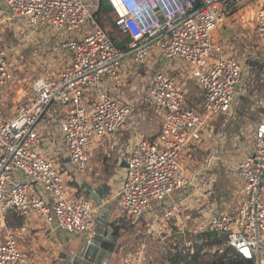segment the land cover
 I'll list each match as a JSON object with an SVG mask.
<instances>
[{
	"label": "built area",
	"instance_id": "built-area-1",
	"mask_svg": "<svg viewBox=\"0 0 264 264\" xmlns=\"http://www.w3.org/2000/svg\"><path fill=\"white\" fill-rule=\"evenodd\" d=\"M3 1L4 22L26 32L49 29L59 34L69 60L38 77L13 115L5 116L0 109V217L11 211L25 218L37 214L70 236H95L94 205L87 198H74L66 175L69 168L86 173L94 144L104 139L116 142L127 130L133 108L108 89L122 84L123 62L131 58L149 74L144 90L162 127L155 140L136 138L125 154L120 206L132 225L145 219L155 232L159 224L179 223L195 177L187 174L184 156L211 137L212 121L234 115L235 96L243 85L241 62L225 55L223 44L212 34L234 6L257 3L256 37L264 50V0H108L116 26L131 39L126 51L117 48L98 21L101 0ZM155 46L163 58L190 68L189 77L203 92L201 113L186 107L175 76L156 70ZM12 67L0 30V89L13 81ZM53 106L63 109L58 124L64 160L36 151L50 144L44 120ZM253 137L252 152L233 163L244 183L239 205L212 211L205 231L222 239L235 258L264 264V120L255 126ZM37 187L48 196H41ZM26 233V226L8 229L3 218L0 264H26L20 242ZM143 246L129 264H145L148 245ZM186 247L193 251L192 243Z\"/></svg>",
	"mask_w": 264,
	"mask_h": 264
},
{
	"label": "rangeland",
	"instance_id": "rangeland-1",
	"mask_svg": "<svg viewBox=\"0 0 264 264\" xmlns=\"http://www.w3.org/2000/svg\"><path fill=\"white\" fill-rule=\"evenodd\" d=\"M110 16L112 21L115 22L116 14L113 12ZM256 19L257 12L254 9L240 15L231 13L212 34L216 42L223 44L225 55L235 56L243 66V85L238 88L235 96V116L232 117V115L226 114L218 117L219 124L221 122L224 124L222 128L226 124L224 133H226V138L227 135L229 138L228 140L224 139V134H222L221 140L225 147L221 149V155L212 154L210 150L212 146H208L205 141L185 154L183 161L187 174L195 177L193 185L188 190V195H186V211L179 223L172 221L164 223L163 226L159 224V226H156L155 232L152 229L153 223H148L144 219L127 239L126 244L130 246L132 252H135L138 245L141 246L139 247L141 249L144 248V243L148 245L146 252L149 253V256L146 258L145 264H174L171 261L173 259L170 260V258H174L178 252H182L183 255L189 254L190 251L187 249L186 244L192 243L194 246L197 243L196 241H201V239L197 240V236L205 232V224L209 214L214 210L227 211L226 208L234 209L242 199L241 191L244 187L241 181H237L233 175L234 173L239 180L236 166L233 163L242 157L243 151H245L244 148L252 149L255 126L264 118V59L260 57L256 60L254 58L249 59L246 57L247 50H243V46L249 42L244 37V33L247 32L246 30L250 26H256ZM7 23L9 22L3 20L2 24ZM112 24L105 17L103 27L110 34L114 31ZM16 30L21 33L20 39L14 31H10L8 28L4 29V32L1 30L8 47L14 72L13 81L4 88L3 93L6 98L2 102L0 101V109L5 111L6 115H10L18 103L28 98L31 85L38 77L54 68L56 70L60 69L69 60V52L62 44V37L52 30L46 29L38 32L31 30L26 32L22 28ZM114 34L118 35L115 32ZM154 48L152 59L157 67L170 64L171 60L161 56L159 47L155 46ZM259 52L264 56L262 50H259ZM129 59L131 58L124 60L123 67ZM139 70L144 72L143 67H139ZM144 77L141 78L140 82L143 81ZM123 82L122 79V84ZM145 83L142 84L141 92L144 90ZM102 89H105V87L103 86ZM112 89L111 91H114ZM132 108L133 114L129 124L134 122V126L139 129V133L149 136L151 133L159 131L161 117L153 112L151 105L143 107L138 103ZM197 112L201 113V110H197ZM36 151L53 159L58 157V153L52 152V148H47L46 145L37 148ZM211 155L217 156V159L213 158L211 160ZM220 156H222V159H219ZM225 161H229V165L226 164V167H223L221 164H225L223 163ZM61 169L64 171L63 168ZM37 188L39 189V187ZM39 193L41 196H48L40 189ZM17 216L18 214L12 212L3 217L8 229L19 227L21 219ZM3 218L0 217V223ZM162 248L166 250L162 251ZM225 248V245L212 248L205 247L203 254L208 256L222 253ZM127 260L129 259L127 258Z\"/></svg>",
	"mask_w": 264,
	"mask_h": 264
},
{
	"label": "crops",
	"instance_id": "crops-1",
	"mask_svg": "<svg viewBox=\"0 0 264 264\" xmlns=\"http://www.w3.org/2000/svg\"><path fill=\"white\" fill-rule=\"evenodd\" d=\"M6 7L5 2L0 0V30L3 31L8 28L10 31H14L16 36H19L18 38L20 39L21 33L16 30L19 26H14L10 22L7 23L8 25L2 24L7 13ZM257 8V3L243 2L234 6L227 16L231 13L240 15L250 9H254L255 12H257ZM255 23V27L250 26L247 28V32L244 33V37L247 38L249 42L243 46V50H247L248 53L246 57L249 59L254 58V60H256L259 57L264 59V56L259 52V50H262L264 53V50L259 47L256 37L257 19ZM257 45L258 47H256ZM127 62L128 63H126L125 67L122 69L123 84L117 89H112L114 91L108 89V92L110 91L109 94L118 98L120 102L129 104L131 107L138 105V103L143 105V107L150 105L153 107L148 99L147 92H145V90H143V92L140 91L142 84L149 80V74L144 68V72H141L139 66L136 65L132 59H129ZM156 70H163L175 76L184 90L186 107L196 112L197 110H201L200 104L203 97L202 89L197 85L194 78L189 77L191 70L185 63L171 61L170 64L165 66L162 65L157 67L156 65ZM143 76H145V79L143 78V81L140 82ZM125 81L127 82L126 84ZM146 85L147 82L145 83V86ZM145 86L143 89H145ZM3 92L4 89H0L1 102L6 98ZM30 93L31 88L29 96ZM1 111L5 116H10L14 113L13 111L10 115H6L4 113L5 111L2 109ZM62 111L63 109L60 107H52L44 120V132L46 135L50 136V144L47 148H52V152L58 153V157L64 160L67 155L65 149L63 150L62 148V133L58 124ZM263 120L264 118L260 122ZM223 125V122L219 124L218 118L212 121L210 129L211 138H207L205 141V143H208V146H212L210 148L212 154L217 153V156L222 154L221 149L225 147L221 140L222 134H226L224 133L226 124L224 128H222ZM128 127L127 130L118 136L116 142L104 139L94 144L86 173H79L74 168H69L68 174L66 175L70 192L74 198H87L91 200L94 205L97 217L94 228L96 234L94 237H89L88 235L70 236L64 231L53 229L48 226L45 220L37 214L25 218L16 211L9 212L18 214L17 217L21 219L19 227H27V233L22 235L20 241L22 242L21 247L26 257V264H128V261L132 260V256L139 252L141 249L139 247L141 246L138 245L135 252H132L130 246L126 244L127 239L133 234L134 230L139 227V224L143 220L132 225L131 219L122 212L120 206L122 200L121 189L125 171L124 157L136 138L146 137L148 139H156L162 126H160L159 131L156 133L153 132L149 136L139 133V129L134 126V122L129 124ZM224 135L223 138L228 140V135L227 138L226 135ZM112 144H115V149L110 151L109 148ZM244 149V154L240 159L251 153L253 148L251 150ZM211 156L217 159V156ZM219 159H222V156H220ZM223 163H225L221 164L223 167H226V164L227 166L229 165V161ZM233 175L237 181H241L236 178L234 173ZM241 184H243L244 187L242 181ZM243 192L244 189L242 188L241 195ZM226 209L229 210L228 208ZM114 225L129 226L130 228L122 232L120 236H116L114 233ZM88 239H90V242H88ZM165 250V248H162V251ZM127 258L129 260H127ZM171 259L173 258L171 257L170 260Z\"/></svg>",
	"mask_w": 264,
	"mask_h": 264
},
{
	"label": "trees",
	"instance_id": "trees-1",
	"mask_svg": "<svg viewBox=\"0 0 264 264\" xmlns=\"http://www.w3.org/2000/svg\"><path fill=\"white\" fill-rule=\"evenodd\" d=\"M113 12L114 10L108 0H101V8L97 13V18L102 26L105 24V17L108 19V21L113 23L112 25L114 31L113 33L111 32L110 37L118 49L126 51L129 48L131 39L129 35L122 34L115 22L112 21L110 15ZM114 32L118 33V35L114 34ZM129 228V226L114 225V233L116 236H120L122 232ZM198 239H201L202 242L196 241L197 243L193 246V251H190V253L187 255H183L182 252H179L176 256H174L172 262L174 264H254L253 261L245 260L239 256L235 258L232 256L231 248L227 246H225L226 248L222 253L205 256L203 254L205 247L212 248L214 246L224 245L223 240L217 237L215 234L209 233L207 231L198 235L197 240Z\"/></svg>",
	"mask_w": 264,
	"mask_h": 264
},
{
	"label": "water",
	"instance_id": "water-1",
	"mask_svg": "<svg viewBox=\"0 0 264 264\" xmlns=\"http://www.w3.org/2000/svg\"><path fill=\"white\" fill-rule=\"evenodd\" d=\"M126 167V164L124 165ZM99 244V243H98ZM101 245V244H100Z\"/></svg>",
	"mask_w": 264,
	"mask_h": 264
}]
</instances>
